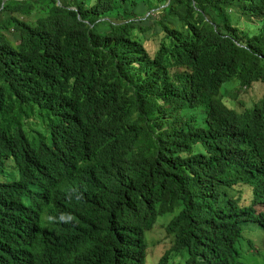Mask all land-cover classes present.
Returning a JSON list of instances; mask_svg holds the SVG:
<instances>
[{"label": "trees", "instance_id": "16d2710c", "mask_svg": "<svg viewBox=\"0 0 264 264\" xmlns=\"http://www.w3.org/2000/svg\"><path fill=\"white\" fill-rule=\"evenodd\" d=\"M263 2L198 0L179 11L178 0H0V161L28 172L24 186L0 189V264H54L73 240L86 253L76 264H141L144 231L182 206L171 253L185 264H234L241 224L264 228V213L220 202L222 188L241 181L264 199V98L238 113L218 97L234 78L264 83V24L240 36L203 21L214 6L249 16ZM183 65L207 127L181 117L173 70ZM63 160L77 173L52 214L82 187L84 204H73L82 218L65 223L76 229L65 237L41 239L23 201Z\"/></svg>", "mask_w": 264, "mask_h": 264}, {"label": "rangeland", "instance_id": "374dc122", "mask_svg": "<svg viewBox=\"0 0 264 264\" xmlns=\"http://www.w3.org/2000/svg\"><path fill=\"white\" fill-rule=\"evenodd\" d=\"M241 10H231L226 7L214 6L204 14L203 22H211L221 25L225 31L240 36L252 35L259 31L264 24V2L262 6L249 10V16L244 6ZM45 10L34 13L29 20L37 19ZM116 15L110 16L111 19ZM27 19L26 17H22ZM16 31L11 29L5 33L10 39L17 41L14 34ZM147 38H153L151 33H147ZM152 48L150 42L147 43ZM190 69L183 65L173 70V78L179 86V91L183 92L185 107L181 110L183 121L191 120L197 126L206 127L205 119L207 117V109L205 105L195 103L196 91L191 90L184 78L189 74ZM188 86V88H186ZM222 102L231 109L243 111L254 104L260 102L264 98V83L255 81L250 87H239L237 80H232L223 84L219 97ZM10 166V165H9ZM3 178H8V172L0 173V182ZM232 199L239 202L240 205H252L256 203L254 190L244 182H237L230 187L222 188V196L220 202ZM257 212H264V205H257ZM182 208L175 210L174 214L159 217L152 223L150 229L144 231L143 245L145 247V255L141 264H184V258L175 256L173 253L166 254L174 245L176 235L171 234L169 225L171 220L179 214ZM243 227V226H242ZM231 250L232 262L234 264H264V230L258 223H248L243 227V233L237 236L229 246ZM147 258V259H146ZM161 260V262H159Z\"/></svg>", "mask_w": 264, "mask_h": 264}, {"label": "clouds", "instance_id": "9594fccd", "mask_svg": "<svg viewBox=\"0 0 264 264\" xmlns=\"http://www.w3.org/2000/svg\"><path fill=\"white\" fill-rule=\"evenodd\" d=\"M56 2H57V5L59 6L63 5V0H56ZM197 4H198V0H178L179 11L187 9L190 6H193L196 8ZM71 8H75V7L72 6ZM233 80H237V79L234 78ZM239 87H242L240 83H239ZM243 87H246V86H243ZM260 102L254 104L252 107L259 104ZM231 110H234V109H231ZM236 112L240 113L242 111H236ZM52 147L54 148V145H52ZM59 148L61 147L59 146ZM61 162H62L61 165L57 168L53 165L51 169V173L48 176L46 177H43V175L41 176L38 185L36 187H33L34 188L33 197L23 201L24 207L27 208V210L30 211V213H32L31 214L32 218L28 220L27 225L31 226L36 236L41 239L49 235L61 236L62 235L61 231H68V230H70V232L75 231L76 229L65 226V223H73L74 220H80L82 218L83 211L82 210L77 211L73 205L75 203L78 205L84 204L82 187L78 191L65 194L62 200V203L65 204V208L61 209L60 211L61 213L59 215L52 214V211L56 209L55 207H56L57 201L60 200V197L64 193L63 189L61 188V185L74 179L77 173L76 167L72 164L70 165L69 161L65 162V160H63ZM5 171L8 172V178L7 179L3 178V182H0L1 190L6 191V192L15 191L20 186H24L27 183L28 172H27L25 163L17 161V160H13V159L2 160L0 161V173H4ZM257 205H264V199H256V203L252 205H240V206L241 207L253 206L257 215L264 213V212H261V213L257 212L255 208ZM180 208H182L181 209L182 211L183 206ZM181 211L179 212V214L181 213ZM172 214H169V215H172ZM179 214H177L174 218H176ZM252 222L258 223L261 226V228L264 230V228L259 222L249 221V222H244L241 224L242 233H243V227L246 224L252 223ZM70 234H74V233H70ZM63 237H65V235ZM72 237H75V236L71 235V238ZM78 246H80V242L78 240H73L70 246H68L66 243L63 242L60 248L57 250L58 256L52 262L54 264L55 263L76 264L79 259H83L86 256L85 251L83 249H78ZM173 247L171 248V250L173 249ZM171 250L168 251L167 253H170ZM178 257L184 258V264H185L187 257L186 256H178ZM159 262H161V260Z\"/></svg>", "mask_w": 264, "mask_h": 264}]
</instances>
